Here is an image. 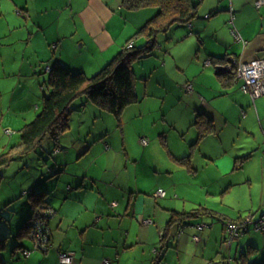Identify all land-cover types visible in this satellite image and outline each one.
<instances>
[{"label":"rangeland","instance_id":"obj_1","mask_svg":"<svg viewBox=\"0 0 264 264\" xmlns=\"http://www.w3.org/2000/svg\"><path fill=\"white\" fill-rule=\"evenodd\" d=\"M45 8L48 11L46 13L44 11L43 18L40 19V12ZM18 9L26 12L23 15L18 14ZM151 9L158 11L154 7H149L148 10ZM123 13L126 14V11H123ZM117 14H119L120 21L111 22V24H114L113 29H118L121 38H128L132 26L130 16L135 15H128V18L123 17V20L120 12ZM129 14L137 13L133 11ZM216 14L218 13H214L212 17ZM153 15L151 14L147 19ZM204 17L205 13H199L198 10L196 20L204 21L206 20ZM41 20L48 21L50 24L44 33L36 34V42L34 38H29L28 33L32 31L33 25L37 21L41 23ZM230 28L232 26L229 25V32ZM191 29L192 27L188 24H175L167 32L159 33L157 44L154 46L152 53L132 64V69L138 78V90H141L139 97L146 91L149 99L145 100L143 98L139 102L128 105L123 111L122 117L124 124L127 127L128 124H131L130 130L136 131V133L139 132L137 129L139 126H143L147 136H149L147 132L150 134L151 130L154 131L155 129L156 137L151 142H149L148 137L141 135L132 136L131 140L130 137L124 139L121 134V118L117 119L114 114L92 102L84 103L86 100L84 94L75 99L71 105L69 126L66 132L61 135L60 142L64 147L68 145L71 147L72 142H76V147L65 150L60 154L61 160L69 163V165L65 167V172L56 182L57 192L59 191L61 194L62 187L67 184L62 180L75 182V177L72 174H81L85 172V168L100 170L103 164L106 165L107 156L111 157L110 167L113 163H117L114 158L115 151L107 152L105 143L102 142L105 138H108L107 140L111 142H124L126 140L127 144L130 143L127 147L132 149L131 154L133 156L136 154L135 158L139 162V166H142L151 175L155 174V178L159 175L162 178L160 180H164L165 184L167 179L164 173L167 171V166H172L169 159L173 160V153L179 158L191 154L192 158H196H194V166L201 169V174L197 179L191 173L192 180H185V184L181 182L183 179L181 176L183 175L179 173V169L175 170L174 179L179 180L178 187L181 188L178 190V195L182 199L185 196L194 197H186L188 200L196 199L194 203L206 202V199L202 197L207 195L208 186H203V179L211 172L203 169L205 165L203 156L207 154L202 155V153H205V150L217 151V149L213 147L211 139L196 143L197 130L191 126L196 118V112L203 113L205 111L204 113L207 114L211 110L215 112L217 128L220 131L219 140L223 141L225 149L234 152L232 160L234 156L247 154L253 149L252 147H255L256 144L250 146L254 139L253 136L235 126L237 125V119L240 118V115L239 118L235 116L237 113H234L235 108L232 101V90L235 87L233 89L231 87L227 88L226 91L229 94H226L220 84L219 77L216 75V66H206L205 64L207 56L210 55L209 53L216 55L214 53L219 49L218 38L220 37L210 34L208 30L202 35V38H198L194 32L188 34ZM222 34H225L224 31ZM229 36L224 39L234 44L233 42L236 41L233 35L231 34L232 37ZM49 38H54V40ZM183 38L190 39L185 41L182 40ZM93 39L94 36L90 28L83 23L79 15L76 16L75 12L72 11L69 0H0V153L8 150L12 144L19 141L21 128L34 119L41 109L43 96L49 93L48 72L45 71V68L49 62L48 60L53 59L51 50L56 47L55 43L59 44L57 52L60 61L74 71L83 70L88 76L100 71L112 59L111 57L101 66H97V64L103 62V57H100ZM177 39H180V41L177 42ZM138 41L139 44L144 42L141 37H138ZM39 42H42L43 45ZM170 46L172 47L167 48ZM47 53L50 55L49 57L45 56ZM199 53L201 54L199 55ZM172 54L179 56L181 54L182 59L177 57L175 60V56ZM176 61L179 65L176 64ZM35 64L38 65L36 72L32 67ZM188 80L192 84H190L191 86L197 87L194 88L195 91H202L199 93L203 94L206 100H214L210 107L208 105L203 106L202 101L198 102L196 97L190 98L191 95L188 96L185 90H182L180 85ZM235 85L237 91L241 94L237 86L238 83ZM225 118L230 119L227 127L222 126ZM6 129H9L12 134L8 135ZM160 129H163L161 130L163 133H161V136L159 135ZM263 136L264 134H262V138ZM144 139L146 142H143ZM45 141H48L45 143L46 148L43 146L40 150L32 151L23 158L11 161L3 169V176L0 179V230L4 233L1 237H8L3 256L4 259L9 261V264H12L16 258L15 256L11 258V252L15 244L21 242L29 245L33 244L32 239L28 236L17 237L15 235L22 228L23 223L30 215L29 213L32 212L33 201L28 196L27 191L35 185L33 183L38 177L39 170L44 167V162H47L48 152L51 151L54 144V141L49 137ZM138 142H141V144ZM216 142L219 145L218 139ZM191 143L196 144L190 146ZM263 143L264 139H262L261 147H256L252 155L244 161L242 167L238 166L236 168L231 160L226 164V168L223 169L224 165L218 170L219 172L226 171L223 172L227 173L224 178L226 183L229 184L232 179L234 181L243 179L238 183H245L244 179L247 177L245 170L254 173L252 178L255 181L258 179L255 172L261 168L260 158H264ZM147 145H149L147 151L143 152V148ZM110 146L112 147V145ZM87 147H90L87 154L81 158L78 157L81 151L88 149ZM43 155L46 158L42 157ZM174 159L176 158L174 157ZM77 160L78 162H76ZM199 161L202 164L199 165ZM176 163L179 167L184 165L181 162ZM193 163L192 160V165ZM108 174L114 175L115 172L110 171L107 173L104 171L101 176H108ZM121 174L125 175L126 172L122 170ZM186 174H188L187 171ZM186 174L184 173V175ZM154 182V180L148 179L143 181V184L147 183L148 189H152ZM211 183H213V187L217 186L214 180ZM48 186L49 189H53L54 182L47 183ZM241 186L243 185L234 186L232 193L227 194L224 203L229 211H235L233 208L236 207L237 212L238 207L244 205V203L238 202V194L236 193V190ZM185 188H190L192 191L188 192ZM12 194H16L17 198L6 205L7 196ZM148 195L152 196L150 192H148ZM207 199H209V203H213L212 198L207 197ZM243 214H245L243 217L245 218L254 213L245 211ZM261 214L260 212L255 213V219ZM11 231L12 233H10ZM252 232H255V230ZM259 234L262 236L261 233ZM263 257L264 254L259 253L258 256L254 255L246 258V264H261ZM232 264L240 263L236 259Z\"/></svg>","mask_w":264,"mask_h":264},{"label":"crops","instance_id":"obj_2","mask_svg":"<svg viewBox=\"0 0 264 264\" xmlns=\"http://www.w3.org/2000/svg\"><path fill=\"white\" fill-rule=\"evenodd\" d=\"M194 1L199 3V13H205L204 18L206 20L195 19L192 21L189 24L192 29L188 34L190 35L191 32H194L198 38H202V35L209 30L210 34L220 37H215L219 41V49L214 53L216 55L209 53L207 60L209 58L215 60L226 54L235 55L243 62L264 59V4L257 7V0ZM69 2L72 11L75 12L76 16L79 15L94 36L93 42L99 50L100 57H103V62L97 64V66H101L113 57L127 39L143 25V22L151 14L155 13L154 9L143 8L134 10L137 14H129L133 11L123 8L122 0H69ZM22 11L26 12L25 10ZM44 11L46 13L48 9L41 10L40 19L43 18ZM123 11H126V14ZM118 12H120L122 18H128V15H135L130 16L132 26L128 33V38H121L122 36L119 34L118 29H113L114 24H111V22L120 21ZM214 13L218 14L212 17ZM47 22L44 20H41V23L39 21L34 22L32 31L28 33L29 38L36 40V34L44 33L50 24ZM229 25L237 29L241 39L238 40L234 37L232 28H230L229 32ZM223 31L225 34H222ZM230 33L236 41L233 42L234 44L224 39ZM231 34L229 37H232ZM49 39L54 40V38ZM189 39L183 38L182 40L188 41ZM178 41L180 39H177ZM138 42L137 40L136 43ZM39 44L43 45L42 42H39ZM55 46L51 50V56L59 59L57 52L59 44L55 43ZM206 52L208 53V51ZM172 55L175 56V60L177 57L182 59L181 54V57L176 54ZM45 56L49 57L50 55L47 53ZM164 60L166 61L167 59L165 58ZM176 64H178L177 61ZM32 67L35 72L38 70V65L35 64ZM240 82L242 81L237 78L233 86H230L231 89L235 87L232 90L234 113H237L235 116L239 118L240 115L235 126L253 136L254 139L250 144V146L256 144L250 150L253 153L257 146L261 147L262 139H264V136L262 138L264 133V96L257 98L253 102L249 95L241 90V94L237 91L235 84L238 83L237 86L240 89ZM190 84L188 80L180 87L185 90L188 96L191 95L190 98L196 97L198 102H203V106L208 105L210 107L214 100H206L203 97L204 95L199 93L202 91H195L194 88L197 87ZM188 85L191 88H188ZM223 90L226 91L227 88L223 87ZM137 91L140 96L141 90H138V86ZM227 93L228 91H226ZM143 98L145 100L149 99L146 91L143 92L140 100ZM206 115L212 119L216 132L205 137L202 142L211 139L213 147L217 149V151L205 150V153H202V155L207 154L203 156L205 159L204 167H206H203V169L211 172L203 179V186H208L207 195L202 197L206 199V202L194 203L196 199L188 200L186 197L194 198L188 196L183 197V199L180 198V195H178V190L181 189L178 187L180 182L178 179H174L173 175L175 170L179 169V173L183 175L181 176L183 177L181 182L185 184V180H192L191 173L198 179L201 169L194 166L195 157L192 158L194 161L192 167L195 169L186 170L183 166H177L176 162L178 161L174 159L177 156L173 153V160L169 159L172 166H167V171L164 173L167 179L165 184L164 180H160L162 178L159 175L155 178V174L151 175L150 172L139 166V162L135 158L136 154L133 156L131 154L132 149L127 147L130 143L127 144L126 140L124 142H111L107 140L108 138H105L102 142L105 143L106 151L114 150L115 160L123 165L113 163L110 167L111 157L107 156L106 165L103 164L100 170L85 168V172L81 174H72L75 177V182L62 180L65 183L67 182V184L62 187L61 194L56 190V182L60 178L58 177L54 182L53 189H50L53 191H51L52 194L48 196L49 199L51 198V204L56 212L49 222L52 245L46 250L43 248L36 249L27 257L19 253L21 259L16 256L17 258L12 264H59V253L61 251L71 252L73 255L72 264H103L104 260H108L112 264H232L236 259L239 260L240 264H246V258L254 255L258 256L259 253L264 254V232H252L251 228L240 240H234L229 243L226 239L225 230L227 221L243 218L245 216L243 212L245 211L254 213V215L257 212H264V158H260L261 168L255 172L258 176L256 181L252 178L254 173L245 170L247 175L244 179L245 183H238L243 179H237V181L232 179L229 184L226 183L224 178L227 173H223L226 171L222 170L219 172L218 170L224 165L223 169L226 168V164L232 160L234 152L230 149H225L223 141L219 140L220 131L217 128L215 112L211 110ZM229 120V118H225L222 126L227 127ZM121 122V134L124 139L130 137L131 140L132 136L141 135L148 137L150 139L149 142H151L156 137L155 129L154 131L151 130L150 134L147 132L149 135L147 136L143 126L137 127L139 132L136 133V131L130 130L131 124H128V127L124 124L122 116ZM161 130L163 129H160V136ZM260 132L262 133L260 134ZM216 138L219 141V145L216 142ZM138 143L141 144V142ZM60 145L65 150H71L72 147H76V142H72L71 147L69 145L64 147L61 142ZM148 146L143 148V152L147 151ZM87 148L81 151L78 157L81 158L86 155L90 147ZM237 156L240 155L234 156L232 160L236 168L239 164V161H236ZM244 161L240 167H242ZM198 164L202 163L199 161ZM122 170L126 172L125 175L121 174ZM104 171L107 173L113 171L115 174H108V176L103 177L101 174ZM186 171L188 174H186ZM148 179L155 181L152 184V189H148L147 183L143 184V181ZM213 180L214 183H217L216 187L212 186L213 183L211 182ZM238 184L243 186L236 190L237 199L239 203H244V205L239 206L237 212L236 207L233 208L235 211H229L224 202H226L227 194L232 193L234 186L237 187ZM159 188H163L166 192L163 197L154 196V193ZM185 189L188 192L192 191L190 188ZM148 192L152 196L148 195ZM15 195L7 196L8 199L5 204L15 200L17 198ZM207 197L212 198L214 204L209 203ZM200 206L207 208L206 213L183 215L180 219H172L176 212L178 214H187L194 212ZM147 219L152 220V222L145 223ZM198 225H204V227L200 229ZM26 245L30 248L32 247V244L26 243Z\"/></svg>","mask_w":264,"mask_h":264},{"label":"trees","instance_id":"obj_3","mask_svg":"<svg viewBox=\"0 0 264 264\" xmlns=\"http://www.w3.org/2000/svg\"><path fill=\"white\" fill-rule=\"evenodd\" d=\"M122 7L130 11L154 7L158 11H155L156 13L147 19L127 39L121 49L115 53L112 59L100 71L91 76H88L82 70L74 71L68 68L59 59L52 56L53 59L48 60L49 62L45 68V71L48 72L47 83L50 91L43 96L40 111L32 121L21 128L19 141L16 144H12L8 150L0 153L1 179L3 169L11 161L23 158L32 151L40 150L43 146L45 147V143L48 142L45 141L47 137L54 141L51 151L48 152V158L44 155L42 156L46 158L47 162H44V167L39 170L38 177L33 183L35 185L27 191V194L29 193L28 196L32 198L33 209L29 213L30 215L27 220L23 223L22 228L17 231L15 235L17 237L28 236L32 239L31 233L40 228V232L45 231L49 238L47 244L49 246L52 245L49 222L56 212L55 208L52 207L51 198L49 199L47 196L52 191L49 189V186L47 187V183L55 182V179H58L65 172V167L68 164L60 158V154L65 151V148L60 145V137L69 126V115L72 111L71 105L75 99L84 94L86 97L84 103L92 102L114 114L117 119H120L124 109L128 105L140 101L137 91L138 78L132 69V64L152 53L154 46L157 44L159 33L167 32L175 24L189 25L194 21L198 15L199 3L194 0H122ZM138 37H141L144 42L140 44L136 43ZM130 43H132L131 46H129ZM230 56L232 55L226 54L215 60L209 58L211 61L209 65L216 66V75L219 77L220 84L224 88L232 86L233 82L235 83V80L238 78L236 68L231 72L217 70V65L226 64ZM242 83L240 82V90L243 92L241 89ZM245 94L249 95L248 93ZM255 100L252 99L253 102ZM195 116L196 118L192 124L197 130V143L208 135L214 134L216 128L212 119L206 113L196 112ZM6 133L8 135L12 134L9 129H6ZM196 143H191L190 146ZM251 155L252 152L249 151L247 154L237 156L236 161H239L238 166H241V163ZM176 160L183 163V167L186 169L193 168L191 154L183 155L180 158L176 157ZM9 203L11 201L7 204ZM206 209V207L200 206L191 213L178 214L176 212L172 216V219H180L183 215H200L206 213ZM241 219L243 218L231 220L238 221ZM37 226L40 227L37 228ZM0 232V264H9V261L4 259L3 256L8 237H1L4 233L1 230ZM36 249L42 248L36 246L34 241L31 248L22 242L17 243L12 249L11 258L17 256L21 259L19 253L27 257ZM261 264H264V257Z\"/></svg>","mask_w":264,"mask_h":264},{"label":"built area","instance_id":"obj_4","mask_svg":"<svg viewBox=\"0 0 264 264\" xmlns=\"http://www.w3.org/2000/svg\"><path fill=\"white\" fill-rule=\"evenodd\" d=\"M264 4V0H257L256 6L260 7ZM18 14H24V12L18 9ZM232 33L236 39H241L240 34L237 29L232 26ZM132 43L129 44L131 46ZM210 59L206 60V64H210ZM234 68L237 71V77L242 80L241 89L243 92L248 93L253 100L264 95V59H254L249 62H243L240 58L235 56H230L226 64L217 65V70L222 72H231ZM188 88H191L188 85ZM264 134V133H263ZM143 142H146L144 139ZM165 190L159 188L155 193V197H163L165 195ZM36 222V221H35ZM152 220L147 219L145 223H151ZM200 229L204 225H198ZM40 226H37L39 228ZM255 231L264 232V212L255 219L254 214H250L247 217L238 220L232 221L229 220L226 222V239L229 243L234 240L240 239L244 236L250 229ZM32 240L36 246H39L43 249H48L49 245L47 244L49 238L47 237L46 232H40V228L31 233ZM73 256L68 251H61L59 253V264H72ZM103 264H111L110 261L104 260Z\"/></svg>","mask_w":264,"mask_h":264},{"label":"bare ground","instance_id":"obj_5","mask_svg":"<svg viewBox=\"0 0 264 264\" xmlns=\"http://www.w3.org/2000/svg\"><path fill=\"white\" fill-rule=\"evenodd\" d=\"M239 240V239H238Z\"/></svg>","mask_w":264,"mask_h":264}]
</instances>
